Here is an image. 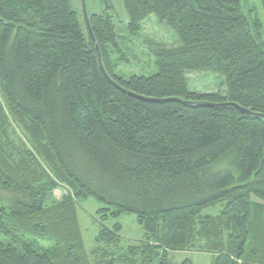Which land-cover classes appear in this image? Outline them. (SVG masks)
Here are the masks:
<instances>
[{
  "label": "trees",
  "instance_id": "trees-1",
  "mask_svg": "<svg viewBox=\"0 0 264 264\" xmlns=\"http://www.w3.org/2000/svg\"><path fill=\"white\" fill-rule=\"evenodd\" d=\"M246 1L123 0L127 35L92 13L93 40L71 0H0V189L14 194L0 197V264H174L168 252L199 241L211 264H264L263 23ZM150 14L177 45L148 52L153 72L125 74L123 45ZM188 72L222 75L225 92L189 90ZM8 114L34 147L17 160ZM89 197L93 262L76 209ZM122 213L145 239L116 253Z\"/></svg>",
  "mask_w": 264,
  "mask_h": 264
},
{
  "label": "rangeland",
  "instance_id": "rangeland-1",
  "mask_svg": "<svg viewBox=\"0 0 264 264\" xmlns=\"http://www.w3.org/2000/svg\"><path fill=\"white\" fill-rule=\"evenodd\" d=\"M74 8L78 11L80 19L83 22L82 2L83 0H71ZM112 8L106 9L103 0H84L87 15L109 14L113 17L116 32L122 36H126L125 26L128 22V16L123 6V0H110ZM248 6L256 9L259 18L263 23V41H264V10L261 0H247ZM89 21V20H88ZM127 42V41H126ZM177 45L176 38L173 32L162 22H160L154 14L148 15L142 22V30L140 37L136 40L129 39L126 45H123L125 56L130 59L128 64H120V71L125 74H148L153 72L154 65L152 58L148 52L155 46H163L171 48ZM188 88L191 91L198 93L210 92H225L224 78L222 75L212 72H188L186 74ZM1 97V95H0ZM3 102V99L1 97ZM9 125L7 130V150L13 160L19 159L20 153L23 150H34L29 133L25 129L22 122L17 121L14 117L8 114ZM229 158H225L213 166L214 170H221L227 168ZM89 175H95V172L87 168ZM67 188H59L52 192L47 200V205L60 202L66 195ZM14 194L0 189V197L3 202H10ZM101 204L89 197L83 201L76 202L77 216L80 230L82 233L84 246L89 254L91 261H94V254L96 250L95 236L99 232V222L96 210ZM221 204L209 206L202 210V214H209L215 216L219 213ZM117 221L122 225L120 232L121 247L116 249V253H120L126 247L132 244H137L139 241L145 239L144 230L136 222L135 215L132 213H122ZM114 221L109 220L105 222L106 226L111 227ZM43 244V243H40ZM203 241H199L194 247L184 251H170L168 252L169 259L174 263H180L184 258H190L193 264H211L213 254L207 252ZM112 249V248H110ZM93 252V253H92Z\"/></svg>",
  "mask_w": 264,
  "mask_h": 264
},
{
  "label": "water",
  "instance_id": "water-1",
  "mask_svg": "<svg viewBox=\"0 0 264 264\" xmlns=\"http://www.w3.org/2000/svg\"><path fill=\"white\" fill-rule=\"evenodd\" d=\"M82 11H83L84 20H85L86 26L88 28L89 34L91 35V38L94 40V37H93L92 32L90 30L89 21H88V15H87L86 7H85V4H84V0L82 2ZM97 54H98V58H99L98 60H99L100 68L104 72L102 64H101V61H100V54H99L98 49H97ZM152 100H155V99H152ZM175 100H178V99H175ZM239 109L243 113H249V111L247 109H243V108H240V107H239Z\"/></svg>",
  "mask_w": 264,
  "mask_h": 264
}]
</instances>
